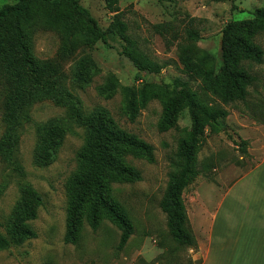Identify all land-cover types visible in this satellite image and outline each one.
<instances>
[{"label": "rangeland", "instance_id": "rangeland-1", "mask_svg": "<svg viewBox=\"0 0 264 264\" xmlns=\"http://www.w3.org/2000/svg\"><path fill=\"white\" fill-rule=\"evenodd\" d=\"M113 1L129 27L131 38L163 67L159 75H140L131 62L120 55L118 40H112L110 47L93 39L81 20L73 15L69 22L63 19L61 26L31 22L28 36L36 59L58 70L55 75L57 84L80 102L84 115L105 109L119 127L154 148V164L131 157L127 160L141 173V182L112 187L111 198L128 215L134 234L119 252L121 233L103 220L97 231L83 223L77 245L64 243L66 187L77 171V156L84 146L86 129L73 119L70 108L42 100L33 106L31 122L25 124L19 143L25 178L12 173L0 159V221L4 226L3 232H7L16 217L21 203V185L29 184L43 199L37 220L29 223L38 237L0 252V264H207L211 256V229L221 202L230 189L264 160V125L258 117L264 104V64L251 67L259 85L256 90H248L247 103L232 104H225L211 95L194 68L199 58L209 54L218 69L221 66L223 30L230 23L252 21L255 13L264 9V0H81V5L107 31L115 16L110 11ZM18 2L0 0V9ZM191 19L196 20L194 29L200 40L188 50L184 29ZM167 23L175 25L181 35L174 43L155 32V26ZM256 42L264 51V34ZM93 69L94 72H90ZM86 71L90 72L91 80L84 83L79 76ZM108 76L115 77L122 89L139 88L143 84L160 87L174 86L178 81L188 83L210 105L228 112V117L221 123L223 132L215 136L207 133L202 138L198 155L201 175L183 196L197 240L196 249L175 243L168 229L167 216L160 208L173 172L177 146L191 127L188 112H182L177 130L160 133L158 124L163 107L154 101L132 124L122 114L119 93L106 100L96 91ZM19 82L0 77V141L6 131L4 102L8 88ZM39 125H53L67 132L57 161L49 167L39 165L36 160ZM243 142L247 143L246 153L240 147ZM246 188L248 190L237 192L236 187L230 199L253 198L251 188ZM220 219L221 216L217 227Z\"/></svg>", "mask_w": 264, "mask_h": 264}, {"label": "trees", "instance_id": "trees-1", "mask_svg": "<svg viewBox=\"0 0 264 264\" xmlns=\"http://www.w3.org/2000/svg\"><path fill=\"white\" fill-rule=\"evenodd\" d=\"M115 4L114 1L110 4V11L115 16L107 31L81 5V0H19L15 5L0 9V77L6 81H20L8 88L4 102L6 131L0 141V159L12 173L24 179L26 175L20 159L19 143L25 124L31 122L33 106L39 101L50 100L59 107L70 108L73 119L86 129V138L77 156V171L66 187L64 243L77 245L83 223L97 231L101 221L105 220L121 233L120 252L133 236L134 227L124 209L111 198L112 187L141 182V173L127 160L131 157L154 164V148L119 127L105 109L84 115L80 102L57 84L55 75L58 70L36 59L28 36L31 22L61 26L63 19L69 22L76 16L93 39L110 47L112 40H118L120 55L129 60L140 75H159L163 67L145 54L138 42L131 38L129 27L123 22V15ZM195 22V19H191L184 29L188 50L200 40L199 33L194 29ZM154 29L170 43L181 37L178 28L171 23L155 26ZM263 34L264 9H261L255 13L252 21L230 23L223 30L221 66L218 69L209 54L197 60L194 66L196 74L204 80L211 95L225 104L247 103L248 90H256L259 85V79L251 73V67L264 64V51L256 42ZM90 72H94V69ZM90 72L81 73L80 81L86 83L91 80ZM96 91L106 100L113 99L119 93L122 97V114L132 124L152 102L158 101L163 107L158 124L160 133L177 130L182 112H188L191 127L177 146L173 172L160 208L167 216L168 229L175 243L180 247L196 249L197 240L190 226L183 196L201 175L198 155L202 138L207 133L209 136L221 134V123L228 117V112L210 105L205 97L181 81L174 86L143 84L139 88L122 89L115 77L108 76ZM258 117L264 125V104ZM37 128L39 151L36 160L39 165L49 167L57 161L67 132L53 125H39ZM246 146V142L240 144L244 153ZM42 204L41 195L31 185H21V203L6 233L0 221V252L37 239V232L29 223L37 220Z\"/></svg>", "mask_w": 264, "mask_h": 264}, {"label": "crops", "instance_id": "crops-1", "mask_svg": "<svg viewBox=\"0 0 264 264\" xmlns=\"http://www.w3.org/2000/svg\"><path fill=\"white\" fill-rule=\"evenodd\" d=\"M247 186L253 198L230 199L236 187L238 192ZM223 200L211 229L207 264H264V160Z\"/></svg>", "mask_w": 264, "mask_h": 264}]
</instances>
